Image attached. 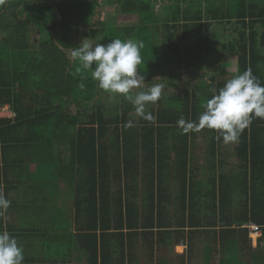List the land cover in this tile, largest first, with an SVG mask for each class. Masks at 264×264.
I'll return each mask as SVG.
<instances>
[{
	"label": "trees",
	"instance_id": "trees-1",
	"mask_svg": "<svg viewBox=\"0 0 264 264\" xmlns=\"http://www.w3.org/2000/svg\"><path fill=\"white\" fill-rule=\"evenodd\" d=\"M160 1L165 6L157 16L154 9L159 6L154 0H117L120 14L138 19L137 24L123 26L115 16L93 24L97 3L91 1L0 0V107L6 105L12 113L10 118L0 117V193L11 202L6 179L14 171H25V178L31 181L34 177L29 171H36L35 183H41L42 174L49 172L50 200L54 201L59 190L58 181L72 199L67 209L54 203L43 205L50 221L42 234L32 235L22 223L7 222L0 216V230H7L25 249L23 264H41L36 261L37 254H27V248L37 246L34 238L39 237L44 238L40 246L45 248L47 260L53 257L49 264L69 259L71 249L79 250L86 264H138L142 254L152 260L161 242L192 244L202 233L221 246L218 264H247L239 260L249 239L246 226L259 227L264 237V119H253L235 147L245 185L242 208L237 213L232 208L230 186L235 183L229 185L222 177L212 217L201 216L197 208L202 197L203 163H198L195 175L190 171V143L202 130L185 134L176 126L181 116L196 120L206 99L213 95L211 89L218 90L227 80L217 78L219 74L214 72L205 87L164 95L168 102L161 97L151 112L155 122L141 120L126 127L131 120L129 109L120 114L103 112L100 101L112 96L97 87L90 70L71 58L72 48L77 47L72 38L83 31L101 44L117 38L142 42L138 74L148 85L160 68L162 55L172 52L190 58V50L180 47L179 34L191 41L198 57L202 47H209L212 25L221 23L230 26L222 50L236 57L231 74L250 69L264 84V0ZM203 4L208 7L202 10ZM195 6L201 10L194 12ZM148 26L155 30L147 31ZM36 35L40 40L34 47L30 40ZM92 107L94 110L84 115ZM203 131L210 134L207 153L213 157L223 141L214 139L215 132ZM22 148L32 153L28 163L15 154ZM167 149L173 154L171 160ZM170 168L179 195L176 227L169 219V195L164 188ZM141 178L143 186L137 185ZM17 205L13 200L6 215ZM13 216L19 220L17 214ZM232 252L237 254L234 260ZM201 254L202 264H214L213 247H203ZM183 260L184 255L167 261L184 264ZM260 260L259 264H264V255Z\"/></svg>",
	"mask_w": 264,
	"mask_h": 264
},
{
	"label": "clouds",
	"instance_id": "clouds-1",
	"mask_svg": "<svg viewBox=\"0 0 264 264\" xmlns=\"http://www.w3.org/2000/svg\"><path fill=\"white\" fill-rule=\"evenodd\" d=\"M142 47V42L118 38L107 44H93L84 39L78 47L72 48L70 54L73 62L79 61L82 69L90 70L91 78L100 90L114 98L123 97L130 101L137 117L155 122L156 117L146 111V105L155 104L166 85L155 83L148 86L144 76L138 74ZM133 89L146 90L133 93ZM211 92L213 95L206 99L196 120H186L181 116L176 122L183 133L208 129L216 133V140L236 142L253 119H264V84L250 69L238 73L223 87L218 90L213 88ZM125 126L133 127L134 121L129 120ZM10 203L0 193V216L7 211ZM23 261L24 250L17 239L7 230H0V264H23Z\"/></svg>",
	"mask_w": 264,
	"mask_h": 264
},
{
	"label": "rangeland",
	"instance_id": "rangeland-1",
	"mask_svg": "<svg viewBox=\"0 0 264 264\" xmlns=\"http://www.w3.org/2000/svg\"><path fill=\"white\" fill-rule=\"evenodd\" d=\"M86 1L97 3V7L95 8V11L91 17V22L93 24L98 23L100 21H107L108 18L113 17V16L116 17L118 25H123V26L129 25V24L131 25V24H137L138 22V19L136 16H123L122 14H120L119 4L117 0H86ZM144 1H148V0H144ZM149 1L153 2V0H149ZM154 1H155L154 3H156L160 7V9L158 10L159 7L157 8V6H155L156 8L154 9L155 14L157 15V14L163 13V9L161 8L164 5L162 3L163 1L162 2L160 0H154ZM204 7L207 8L208 6L206 4L205 5L203 4L202 10L206 9ZM198 10H201V7L195 6L194 12H197ZM229 28L230 26H225L224 24H221V23H217V24L215 23L212 25L211 32L213 33V37H212L213 45H214L213 48L218 47L222 42L223 43L226 42L227 40L226 31H229L230 30ZM146 30L151 31V30H155V28L154 26H148ZM179 38H180L179 44H182V46H185L188 50H190L191 61L189 62V64H190V67L192 68L190 75L192 76L194 73H197V77H198L200 73H202L200 69H203V68L207 69V67L206 66L203 67L201 60L198 59V57L196 58L195 54H193V53H197V51L194 50L190 44H188L187 39L184 38V36H181ZM72 39H73V43L77 47L79 46L81 41L84 39H87L88 42L93 43V44H95L96 41H98V40H94L90 38L88 36L87 31L80 32L78 35H76ZM39 40H40V37L38 38V35H36L34 38L30 40V44L36 47ZM157 44H158L157 41L153 40V45L156 46ZM220 57L221 56H218V59ZM230 60L232 61L233 66L228 61H222L220 65L215 70L212 71L213 73L215 72L214 74H219L217 75V78L228 80L233 77L232 74H234L233 71L235 70L234 58L230 57ZM166 69L167 67L165 66L164 57L162 55L161 62H160V68L158 71H166ZM158 71H156V74H154L153 77L154 76L155 78L160 77V74ZM221 72H224V73H221ZM204 73L205 74H203L196 81H193L194 78H191L189 80L191 82V83L190 82L188 83L189 84L188 88L190 89V91L198 88L200 85H203L205 87L208 84L209 82L208 77L210 76L209 71L207 70ZM160 83H164V82H160ZM164 84L168 86V88H165V90L162 92L161 101L164 100L168 102V99L164 97V95H171V93H173V91L168 90L169 88L172 87V85H168L166 83ZM184 85L185 84H182V82L178 83L177 88L173 87L172 90L183 92L184 87L186 86ZM142 90H146V89H133L132 91L133 93H135V92L142 91ZM162 104H164V102ZM100 105L103 106L102 107L103 112H107L108 115L118 114V113L120 114L123 109H129L128 110L129 116L131 120L134 121V123L139 124V121L143 120L135 115L133 105L131 104L130 101L124 99L123 97H115V98L113 96L108 97V98L106 97L100 101ZM155 108H157L156 103L146 105V111L152 112ZM93 110H94V107L85 110L84 115L90 114ZM0 116L2 117L10 116V113L9 111H7V109L4 110V107H0ZM72 137H73V134L69 132V138H72ZM209 140H210V134L202 130L201 132L195 134L194 138L191 140V143H190L191 145V161H190L191 173L195 175L197 173L196 166H198L199 162L203 163L202 165L203 167L202 168L203 169L202 171L203 189L201 191L202 197L200 201L198 202L197 208L200 210L199 212L201 216H205V217L214 216L212 207L214 203L217 204V201H216L217 200V190H218L217 183L218 181H220V178L224 177L225 178L224 180L227 184L230 185V183L231 184L235 183L233 186L232 185L230 186V188L231 187L232 188H231V196L229 197V200L231 202L232 208H234V210H236V213H237L242 208L241 206L245 199V185L243 183V173L240 171L239 168H237V159L235 158V147L238 144V140L236 142H229V143L222 142L219 145L217 155L215 154V156L213 157H210L208 155ZM165 146L169 147L170 143L169 142L165 143ZM207 148H208V153H207ZM56 150H57V144H55L53 147V151L55 152ZM165 152L167 153V155L169 156L171 160V158L173 157L172 152L169 149H167ZM212 158L214 159L213 166L211 164ZM170 160L169 162H171ZM166 171H169L165 173L166 178H164V188L166 189V192L169 195L168 215H169V219L172 221L173 227H176L174 216L179 213V209L177 207L178 206L177 200L179 198V195L177 194V185H176L175 179H173V177L170 174V171H172V169L170 168ZM143 183L144 181L141 178L137 182V185L140 184V186H143ZM115 188L116 186L114 187V189ZM63 189L65 190V187H63ZM65 195L69 196V193L67 192L61 196L64 197ZM65 199L67 200L66 206L71 207L72 205L71 200L68 198H65ZM136 199L140 207L141 206L140 198L136 196ZM185 233L186 235H188L186 231ZM248 238L250 239V240L248 239V242L250 241L249 246H248V242H246L247 244H245L246 246L244 247V250L239 253V258L241 256H244V258H246L250 264H259L261 261L260 260L261 255H264V237L262 234L260 236H256L252 234V235H248ZM206 245L207 246L210 245L211 247H213V255H212L213 259L215 260L217 259L218 261L219 255L221 254V250H222L221 246L219 245L218 242H214L213 240L209 241L205 237V234L202 233V234H197V236L194 238L192 242L193 248H191L190 250L191 252L189 253L190 261L189 260L186 261V257H184V260H183L184 264H202V260H201L202 258L198 259L196 256L201 253L202 247H205ZM182 251H183V248L178 247V250L174 249L172 253L169 252L165 254V256L171 255V257H176L175 259H181ZM233 253L234 252H232V256L234 260L237 254L233 255ZM201 255L202 254H200V256ZM160 259H162V256H159L157 252L156 255L155 254L153 255L152 260L148 256H145L144 254H142L139 256V260H137V262L138 264H158ZM81 264H86V262H82ZM164 264H171V263L165 262Z\"/></svg>",
	"mask_w": 264,
	"mask_h": 264
},
{
	"label": "crops",
	"instance_id": "crops-1",
	"mask_svg": "<svg viewBox=\"0 0 264 264\" xmlns=\"http://www.w3.org/2000/svg\"><path fill=\"white\" fill-rule=\"evenodd\" d=\"M159 9H160V7L158 8V10ZM124 26H127V25H124ZM225 26H229V25H225ZM181 36H183V35L179 34L178 37H181ZM212 37H213V35H212ZM226 37H229L228 31H226ZM187 41H188V44L191 45V41L190 40H187ZM210 41L211 42L208 43L209 47L208 48L202 47V51H201L200 55L198 56V59L201 60L203 67H205V66L207 67V69H204L203 67H202L203 69H200V71H202V73H200V75L198 77H197V73H194L192 76L190 75L192 68L190 67L189 62L191 61V58H189V60H186V59L182 58V56L180 55L181 53L175 54V53L171 52L168 55L164 56L165 66L167 67L166 71H158L157 70L160 74V77L159 78H155V76L153 77V75L156 74V72H155L152 75L153 81L151 82V84H148V86H151L152 84H155V83L164 82L168 85H172V87L168 89V90L173 91V93H171V94H175V93L179 94V93H183V92L174 91V90H172V88L173 87L177 88L178 83L182 82V84L186 85V86L184 85L185 86L184 90L188 89L189 92H191L190 89L188 88V85H189L188 83L190 82L189 80L191 78H194L193 81H196L203 74H205L204 72H206L207 70L209 71V74L211 76L213 73L212 71L215 70L220 65V63L222 61H228L229 63L232 64L230 57L234 58V63L236 65V57L230 56V54L225 53L222 50L223 42L218 47L213 48L214 45H213L212 38L210 39ZM226 42H228V41H226ZM180 47L183 48L185 46H182V44H181ZM223 52L225 54H223ZM193 54H195V56L197 58V53H193ZM179 56H180V59H179ZM218 56H221V57L218 59ZM181 64H182V66H181ZM232 66H233V64H232ZM221 73H224V72H221ZM210 76L208 77V79L210 78ZM166 88H168V86H166ZM192 91H195V89H193ZM2 107H4V110L7 109V111H9L10 116H6V117L0 116V117L1 118H10L12 113H11L9 107L6 105L2 106ZM15 154L17 157H20L22 159V161L27 162V163L29 161L28 158L30 156L32 157V153L28 149L26 150L24 148L20 149ZM35 172L29 171L30 176L34 177V179L36 180ZM48 173L44 172L42 174L43 180L41 181V183L40 182L35 183L34 179H33V181H31V180H28L27 178H25V174H26L25 171H14V173H10L8 178L6 179L8 186H9V189H10L9 198L11 199V203L13 202V200H15L16 202H18V205L16 207L17 211L14 212V210H16V209L12 210L11 211L12 214H10V215H6V213H7V211H6L3 214V218L7 222L11 221L12 223H15V224H17L18 222L22 223L20 225H25L24 228L27 231L31 232L32 235H34V234L36 235L39 233L42 234L47 228V225H48L47 220L50 221V218L45 217L47 215H45L44 212L42 211V208L45 205H48L49 203H54L59 208L61 207V208L67 209L68 208L66 206L67 200L65 198L70 199L71 203H72V199H71L70 194H69L70 197L68 195H65L64 196L65 198L61 196V195L65 194V190L63 189L64 184L61 181H58L59 190H57L56 195L54 196V201L52 202L50 200L52 197H51V191H49V187H48V185H50L49 184V178H47ZM18 174H20V176H16ZM36 175H37V173H36ZM4 184H5V182H2V185H4ZM13 214H17L19 217V220L20 219L21 220L19 221L18 219H16L15 216H13ZM68 215L71 216L69 211H67V217H68ZM68 218H70V217H68ZM186 236H188V235H186ZM34 240L38 241V243L36 244L37 246L27 248V254L28 255L37 254V260L36 261L38 263H41V264H49V262L54 261L53 257H48L49 260H47V258H46L47 254L45 253V250H44L45 248L40 246V243L44 240V238L39 237V238H34ZM249 243H250V241L248 242V246H249ZM160 246L161 247L167 246V247L161 248ZM160 246H159V250L157 251L158 255L162 256V259H160V261L163 259H166L165 262H169L167 260L175 259L176 257L170 258L171 255H168L166 257L165 253H169L168 251H166V249H169V251L172 252L174 249L178 250V247L183 248L181 255L182 256L184 255V257H186V261H188V260L190 261L189 253L191 252L190 251L191 248H193V246L190 242L187 241L186 243H183V244L181 243L180 245H173V244L169 245V243H166V245H164L161 242ZM23 250H25V249H23ZM201 253H202V250H201ZM200 254L196 256L198 259L202 258V255L200 256ZM220 257H221V254L219 255V259H220ZM219 259H218V261H219ZM239 259H240L241 263L250 264L247 261V259L244 258V256H241ZM218 261H217V259L216 260L214 259L215 264H218ZM82 262H85V259H84V257H81V253L79 252V250L71 249V257L69 259L58 260L56 263L57 264H81Z\"/></svg>",
	"mask_w": 264,
	"mask_h": 264
},
{
	"label": "built area",
	"instance_id": "built-area-1",
	"mask_svg": "<svg viewBox=\"0 0 264 264\" xmlns=\"http://www.w3.org/2000/svg\"><path fill=\"white\" fill-rule=\"evenodd\" d=\"M246 228L249 229V235H256V236H260L261 235V230L259 227L255 226V225H248L246 226Z\"/></svg>",
	"mask_w": 264,
	"mask_h": 264
},
{
	"label": "water",
	"instance_id": "water-1",
	"mask_svg": "<svg viewBox=\"0 0 264 264\" xmlns=\"http://www.w3.org/2000/svg\"><path fill=\"white\" fill-rule=\"evenodd\" d=\"M57 18H58V21H60V15L58 12H57Z\"/></svg>",
	"mask_w": 264,
	"mask_h": 264
}]
</instances>
